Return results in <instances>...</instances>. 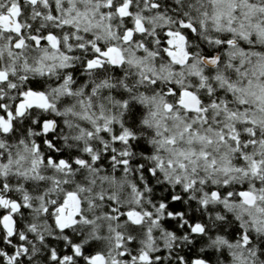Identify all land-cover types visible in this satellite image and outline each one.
Returning a JSON list of instances; mask_svg holds the SVG:
<instances>
[{"label": "snow or ice", "instance_id": "snow-or-ice-1", "mask_svg": "<svg viewBox=\"0 0 264 264\" xmlns=\"http://www.w3.org/2000/svg\"><path fill=\"white\" fill-rule=\"evenodd\" d=\"M0 264H264V0H0Z\"/></svg>", "mask_w": 264, "mask_h": 264}]
</instances>
